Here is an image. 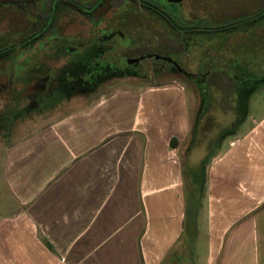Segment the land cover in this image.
<instances>
[{"label":"crops","instance_id":"crops-1","mask_svg":"<svg viewBox=\"0 0 264 264\" xmlns=\"http://www.w3.org/2000/svg\"><path fill=\"white\" fill-rule=\"evenodd\" d=\"M110 83L65 96L79 104L2 153L11 202L0 264H264V116L251 121L254 98L234 137L200 160L192 208L187 84Z\"/></svg>","mask_w":264,"mask_h":264},{"label":"flooded vegetation","instance_id":"flooded-vegetation-1","mask_svg":"<svg viewBox=\"0 0 264 264\" xmlns=\"http://www.w3.org/2000/svg\"><path fill=\"white\" fill-rule=\"evenodd\" d=\"M186 1L73 0L72 14L66 16H71L74 23L75 31L72 34L64 32L61 12L53 19L54 0L0 1V8L9 6L8 10H2L1 13L16 12L22 14L28 23L35 24L32 26L29 23L27 27L14 32L20 40L12 44H0V52L14 50L10 57L0 62V71L9 73L8 78L11 79L17 73V68L7 60L22 53L23 56L18 59L20 65L24 66L20 77L28 81L24 89V94L28 96L41 91L46 93L63 89L61 64L66 55L67 59L71 55L76 72L79 71L80 59H85L90 67V76L87 78L104 80L99 86L111 80L144 79L148 74L142 65L147 63L152 69L154 64L161 61L172 64L179 73L202 82L203 73L184 71L177 56L199 51L201 56L198 63L205 64L207 49L201 38L206 34H198L197 31L192 34L190 28L184 31L183 27L167 22V19L174 17L193 21L182 15ZM51 20H54V24H50ZM70 42L72 46L67 48ZM51 48L55 50L53 55L49 54ZM64 48H67L66 52ZM85 54L88 56L85 57ZM49 56L51 61L45 60ZM48 64H54L56 69H50ZM33 70H40V73H34L33 77L29 74Z\"/></svg>","mask_w":264,"mask_h":264},{"label":"rangeland","instance_id":"rangeland-1","mask_svg":"<svg viewBox=\"0 0 264 264\" xmlns=\"http://www.w3.org/2000/svg\"><path fill=\"white\" fill-rule=\"evenodd\" d=\"M263 7L264 0H187L183 5L182 15L184 18H191L193 21L207 18L213 22H223L253 14ZM8 9L9 6H4L0 8V11H6ZM10 9L12 10L13 8ZM29 23L32 26L35 25L33 22ZM29 23L22 14L16 12L14 14L0 12V44L2 43V45H5L6 42L12 44L20 40L18 34L14 32L22 30L27 27ZM62 23L65 33L72 34L75 31L71 16L67 18L63 17ZM56 25H58V23L55 24V26ZM55 26L54 29L56 28ZM246 29L247 31L245 32L241 30L234 34H221L212 38L206 35L201 38L207 49L206 64H208V60L211 59L213 52H221L220 54H224L227 57L242 58L247 63H252V72L264 79V20L260 25L259 23L257 25H248ZM71 46L72 43L70 42L67 48H71ZM67 48H64L65 52ZM49 54H55V50L51 48ZM22 56L23 54L20 53L13 57V59L7 60L17 68V73L12 75L11 79L8 78L9 73L0 71V217L4 215L11 202L2 182V153L17 139L36 131L54 116L62 111H67L77 106V103L79 104L78 100H73L74 97L68 98V95L73 91L66 92L69 91V89L49 91L46 93L41 91L42 93L37 92L32 96L24 94V89L28 81L23 76L20 77V74L24 71V66L20 65L21 62L18 59ZM200 56L199 51H193L187 55L177 56V60L181 65V69L188 73H204L206 71V64L199 65ZM69 57L70 58L67 59V55L64 56L63 63L61 64L63 70L67 61L72 59L71 55ZM41 59L43 58L41 57ZM50 59L51 57L49 56L45 60L51 61ZM254 64H257V66L255 67ZM48 65L52 70L55 68V66H53L54 64ZM142 66L148 74V76H145L146 78L121 79L118 81L111 80V85L108 88H135L141 87L140 85L144 88L150 84L168 83L176 79L184 82L188 86L190 113L193 123L192 130H194V126L198 123L197 120L200 117L201 109L204 111V115L199 121L200 134L198 137L195 136L196 150L192 152V155H187L184 158L185 174L189 183L187 188L188 192L190 191V203L193 208L197 201L198 193L196 192H199L202 186L204 164L201 163L200 160L210 158L212 151L216 149L219 142L220 130L235 125L232 122L236 120L237 115H235L236 113L232 112L231 109H228L226 112L222 111L221 108L216 106L218 104L215 101L216 97L213 95L212 89L204 86V90H201L198 84L199 82L192 79L187 74L179 73L172 64L161 61L154 64V66L152 65V69L147 63ZM34 73L38 75L40 70L29 72V74L35 77ZM64 73H66V71H64ZM65 76L70 83L69 85L72 86L71 82L75 77L72 76L71 73ZM99 87L95 89L99 90ZM106 90L107 89L104 91ZM78 92H80L79 88L76 87L73 93L77 95ZM255 97H252L254 99L251 103V121L259 120L264 116V87L259 91L257 97ZM236 126L237 125L230 128V133L226 134L223 137L224 139H220V141L224 140L223 145H226L228 141L234 137ZM193 136V133H191V138H193ZM196 161L197 163H195Z\"/></svg>","mask_w":264,"mask_h":264},{"label":"trees","instance_id":"trees-1","mask_svg":"<svg viewBox=\"0 0 264 264\" xmlns=\"http://www.w3.org/2000/svg\"><path fill=\"white\" fill-rule=\"evenodd\" d=\"M148 2V1H146ZM150 3V2H149ZM54 7L52 12V17L55 18L61 12L63 17L72 14L73 0H54ZM54 20L50 24H54ZM264 20V7L253 14L242 16L237 19L223 21V22H213L210 19L204 18L196 21L187 22L184 19L173 18L167 19V22L170 24L178 25L183 27V30L191 29V33L195 34L196 31L198 34H206L208 37H216L217 35H229L238 33L239 31H247L248 25H257ZM12 51L8 50L0 52V62L5 58H8L12 55ZM221 52H213L211 59L208 60L206 64V71L203 73L204 82H199V87L201 90H204V86L212 89L213 95L216 97L215 101L219 108L222 111L226 112L228 109H231L232 112H235L237 115L236 120H233L232 123L237 125L247 114V107L249 101L252 98V95L257 94L264 87V79H262L258 74H254L251 70L252 63H247L242 58H230ZM88 55L85 54V57ZM255 67L257 64H254ZM75 65L73 61L66 63L63 70V89L68 90L66 92L74 91V89L79 88L80 92L93 91L92 89L98 87L104 80H89L87 77L90 76L89 64L85 59H80L79 71L74 70ZM99 69V67H97ZM66 71V73H64ZM71 71V72H70ZM71 73L75 78L73 79L72 86L66 79V74ZM200 76V75H199ZM202 76V75H201ZM74 88V89H72ZM206 90V89H205ZM72 91V93H73ZM65 92V93H66ZM71 94V93H70ZM217 109V108H215ZM204 111L201 109L200 117L198 122L202 119ZM200 124V123H199ZM199 124L196 123L194 128V135H198L200 132ZM235 125L229 128H222L219 133V144L220 139L230 133V128H233ZM176 140L172 141V145L175 146ZM218 145V144H217ZM217 149V147H216ZM216 149L212 151L210 160L215 154ZM48 246H50L48 244Z\"/></svg>","mask_w":264,"mask_h":264}]
</instances>
